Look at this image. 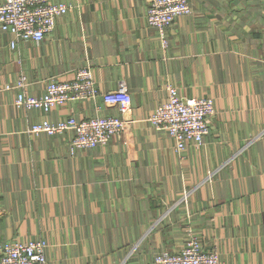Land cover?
<instances>
[{"label": "crops", "instance_id": "obj_1", "mask_svg": "<svg viewBox=\"0 0 264 264\" xmlns=\"http://www.w3.org/2000/svg\"><path fill=\"white\" fill-rule=\"evenodd\" d=\"M53 1L71 8L40 41L0 26V241L44 239L48 264H153L197 235L223 264H264V0H190L166 47L146 0ZM84 66L102 91L126 84L132 110L121 138L72 155L74 131L31 125L118 109L102 97L17 107V81L40 96ZM170 85L214 99L200 145L178 150L148 120Z\"/></svg>", "mask_w": 264, "mask_h": 264}, {"label": "built area", "instance_id": "obj_2", "mask_svg": "<svg viewBox=\"0 0 264 264\" xmlns=\"http://www.w3.org/2000/svg\"><path fill=\"white\" fill-rule=\"evenodd\" d=\"M147 21L155 28L162 45H168L167 29L174 21L192 12L190 0H146ZM70 6L53 0H2L0 26L17 39H44L54 28L56 18L67 13ZM15 41L12 46H15ZM27 77L17 81L19 92L17 107L51 111L69 102L85 101L102 97L108 105L115 106L118 115H100L84 119L74 114L53 121L43 118L29 128L33 133L61 134L74 131L70 140V152L105 145L112 136L121 138L130 122L132 95L126 84L117 89L102 91L98 88L92 69L81 67L73 79H51L44 93L35 96L27 93ZM216 113L215 101L210 96L182 97L175 86L168 87V98L159 104L148 120L151 125L165 130L174 139L178 150H184L189 141L203 143L211 129ZM48 243L44 239L0 241V264H48ZM154 264H223L217 248L206 249L196 237H191L178 251L164 250L157 254Z\"/></svg>", "mask_w": 264, "mask_h": 264}, {"label": "rangeland", "instance_id": "obj_3", "mask_svg": "<svg viewBox=\"0 0 264 264\" xmlns=\"http://www.w3.org/2000/svg\"><path fill=\"white\" fill-rule=\"evenodd\" d=\"M214 117V116H213ZM213 119V118H212ZM208 135V134H207ZM193 236H196L200 241H201V239L197 236V235H193ZM193 236H191V237H193ZM190 237V238H191ZM189 240V239H188ZM202 242V241H201ZM164 251V250H163ZM158 254V253H157ZM157 254L155 255V257H154V261H153V264H154V262H155V258H156V256H157Z\"/></svg>", "mask_w": 264, "mask_h": 264}]
</instances>
